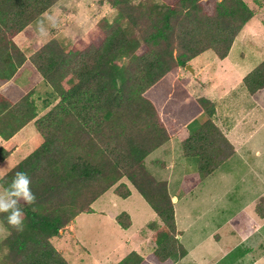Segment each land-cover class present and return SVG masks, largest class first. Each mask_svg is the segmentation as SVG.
<instances>
[{
  "label": "trees",
  "instance_id": "16d2710c",
  "mask_svg": "<svg viewBox=\"0 0 264 264\" xmlns=\"http://www.w3.org/2000/svg\"><path fill=\"white\" fill-rule=\"evenodd\" d=\"M57 0H25L23 9L40 14ZM116 14L79 48L64 37L34 43L27 57L56 99L46 111L30 92L7 82L25 60L12 38L22 27H0V138L6 140L32 123L40 142L0 176L5 191L15 172H27L36 196L34 205L21 204L22 232L0 214L7 235L0 242V264H69L51 244L77 214L110 187L125 198L124 178L147 203L159 226L155 246L141 256L130 251L115 264H172L186 251L176 238L173 202L164 182L155 180L144 158L196 122L180 141L181 154L191 158L201 177L210 175L233 153L232 143L213 122V101L186 88L178 69L203 51L224 58L237 32L251 17L242 0H178L165 7L155 2L105 0ZM202 1V2H201ZM97 21L94 28H99ZM82 42V41H79ZM249 95L264 88V62L242 78ZM9 151L0 147V161ZM264 218V196L253 205ZM120 228L130 225L127 213L114 217Z\"/></svg>",
  "mask_w": 264,
  "mask_h": 264
},
{
  "label": "rangeland",
  "instance_id": "374dc122",
  "mask_svg": "<svg viewBox=\"0 0 264 264\" xmlns=\"http://www.w3.org/2000/svg\"><path fill=\"white\" fill-rule=\"evenodd\" d=\"M129 1L134 5L143 2ZM177 1L148 0L165 7ZM242 1L251 11V17L235 35L227 55L218 59L210 50H206L188 62L192 73L185 66L178 69L179 77L185 82L188 80L189 91L199 95L196 97L213 101L218 121L223 119L233 135L238 137L236 153L213 174L199 176L186 162L191 161L195 168L193 159L185 160L180 149V141L196 128L195 122L150 152L143 160L147 172L155 180L165 183L171 198H177L175 205L171 199L175 229L176 225L180 229L186 226V229L183 234L176 229V238L189 255L181 260L182 264H247L236 260V251L247 247L251 252L245 257L246 261L260 250L251 247H264V241L260 238H264V218H258L262 222L258 228H248L252 227L254 217L249 200L264 196V89L249 95L241 83V78L247 72L259 62H264V0ZM202 4L204 10H210V2L203 0ZM57 5H61L62 9ZM57 5L51 7L50 11L54 16H60L57 27L47 29L45 37L38 34L33 39L45 43L57 35L66 37V40L82 48L87 39L96 30L103 29L104 22L113 21L116 14L105 0H59ZM101 18L99 28H94ZM67 19L69 24L60 26ZM24 40L23 43L15 44L27 56L33 45L32 41L29 43ZM15 81L18 85L20 82L23 89H28L25 92L31 93L30 97L38 109H44L39 115L56 100L51 95L49 85L28 61ZM20 139L23 140L22 144L12 150L13 142ZM39 142L40 138L32 123L25 125L13 140L4 142L0 139V147L7 150L12 147V151L0 161V176ZM120 182L128 187L127 197L120 198L113 193L114 187L108 188L90 204L89 212L77 214L57 235L49 238L69 264H115L130 251L146 256L154 249V230L147 225L152 222L159 226L160 222L138 191L124 178ZM2 193L4 190L0 186ZM120 212L127 213L130 218V225L126 229L120 228L114 220ZM234 217L238 230L235 233L228 221ZM224 229V234L229 237L224 242L205 236L209 231L222 233ZM6 235L7 229L0 222V242ZM122 240L125 246H121ZM226 242L229 247L237 248L232 254L223 257ZM135 243L136 247H132ZM177 259L172 260V264ZM257 264H264V256Z\"/></svg>",
  "mask_w": 264,
  "mask_h": 264
},
{
  "label": "crops",
  "instance_id": "0c3cea01",
  "mask_svg": "<svg viewBox=\"0 0 264 264\" xmlns=\"http://www.w3.org/2000/svg\"><path fill=\"white\" fill-rule=\"evenodd\" d=\"M58 1L59 0H57L56 2H54L46 10H43L42 12H40V14H35V10L37 9V6L36 7H32V9H30V10L23 9L25 0H0V27H2V28H5V27H22L23 30L20 31V32H18L12 38V41L14 43H16V44L17 43H23L25 41L24 39H26L29 43L32 41V43H31L32 45L34 43H39V42L44 43L41 40H38V39L35 40L33 38H35L36 36H38V34L39 35L42 34V36L45 37L47 35V29H52L54 27H57L56 25H58V21H59L60 16L59 17L58 16H54L52 13H50V11H51V7H53L54 5L56 6ZM57 7H59V6L57 5ZM59 9H62L61 5H60ZM65 23L66 24L67 23L69 24L68 19L65 20V22L61 23L60 26L64 25ZM41 28H43V31H41ZM31 52H32V50L29 52V54ZM29 54L27 56L24 55L25 56L24 62L21 64L20 67H18L16 69V71L13 73V75L7 81V82H12V83L16 84L23 91H27L28 89H23L20 86V82H19V85H18L15 80L18 79V76L22 73V70L24 69V66H25L26 62L28 61L27 57L29 56ZM32 69H33V67H32ZM186 82H187L186 83V86L188 85L187 88H188V90H190L189 89L188 80H186ZM263 89L264 88H262L261 90H263ZM189 92L191 94H193L191 91H189ZM193 95L194 96H199V95H195V94H193ZM204 95H206V94H204ZM42 110H44V109H41L40 110V108H39L38 109V114ZM212 120L221 129V131L223 132L224 136L233 144V146H234V152L236 153L237 146L239 145L238 137H235L233 135L231 129H229V127L227 126V124H224L223 119H221V121H218V119L216 117V112L212 115ZM27 124H29V123H27ZM27 124H25V125H27ZM223 124H224V126H223ZM25 125L23 127H21L17 132H15L11 137H9L6 140H2V141L9 142L10 140H13L15 138L16 134L18 132H20L25 127ZM22 141L23 140L20 139V140H17L15 142H13V146H12L13 148L11 147L12 150L16 149L18 147V145H21L22 144ZM11 148H9V150H7L5 148L4 149L7 150V151H9V153H10V151H12V150H10ZM235 153H233L231 156H233ZM187 159H190V158H185V160H187ZM192 161H193V164L195 165L194 160H192ZM186 162L195 171V168H194V166H192L191 161H188L187 160ZM218 168H219V166L211 174H213ZM260 196H262V195H260ZM260 196H257L256 199H258V197H260ZM171 199L173 200L174 205H175L177 203V198L175 196H172ZM255 202H256V200H253V199H250L249 200V203L252 204V213H253L252 216H254L253 219H252L253 222L251 224L252 227H248L249 229L258 228L260 226V224L262 223L259 220L263 219V218H259V220H258V217L253 212V205H254ZM234 220H237L236 217H234V218H232V219H230L228 221H229V227H231L232 232L235 233L238 230L236 229L237 222L234 221ZM181 222L182 221H180V223ZM181 225H182V223H181ZM176 229L179 232H182V234H183V232L186 229V226H184L183 228L180 229V226H177L176 225ZM209 232L210 233L207 232L205 236L206 237L207 236L208 237H213V239L215 238V240L222 239L223 242H224V241H226V239L229 238V237H227V234H224L226 232L225 229L223 230L222 233L216 232V230H212V231H209ZM229 232H231V231L229 230ZM216 235H217V238H216ZM243 236H246V235H243ZM126 237L129 238V236H126ZM260 238L264 241V238H262V237H260ZM121 244H122L121 246H125L126 245L123 242V240L121 241ZM225 245H226V247H225V251H224L223 257L232 254L234 252V250L237 248V247H229L228 244H227V242L225 243ZM132 247H136V243ZM251 248H260V250L258 252H256L254 255H252L250 258L246 259V261H247L246 262L244 259H245V257L247 258L248 253H250L251 251H249L247 249V247H243L241 251H236L238 253V256L236 257V260H241V261H243V263H247V264H257V262L259 260H261L263 258V256H264V247H251ZM132 250H134V249H132ZM185 251H186V253L182 257H180V258L179 257H175L174 258V259L179 258V259H177V260H175L173 262L174 264H182L181 263V260L183 258L189 256L186 249H185ZM214 264H217V263H214ZM229 264H234V262H231Z\"/></svg>",
  "mask_w": 264,
  "mask_h": 264
},
{
  "label": "clouds",
  "instance_id": "9594fccd",
  "mask_svg": "<svg viewBox=\"0 0 264 264\" xmlns=\"http://www.w3.org/2000/svg\"><path fill=\"white\" fill-rule=\"evenodd\" d=\"M43 31V28H41ZM36 196L31 189V178L27 172L17 171L0 194V214L8 225L17 232L25 228V214L21 204L34 205Z\"/></svg>",
  "mask_w": 264,
  "mask_h": 264
},
{
  "label": "water",
  "instance_id": "95a60500",
  "mask_svg": "<svg viewBox=\"0 0 264 264\" xmlns=\"http://www.w3.org/2000/svg\"><path fill=\"white\" fill-rule=\"evenodd\" d=\"M185 68L188 69L192 73V69L188 65H185Z\"/></svg>",
  "mask_w": 264,
  "mask_h": 264
}]
</instances>
